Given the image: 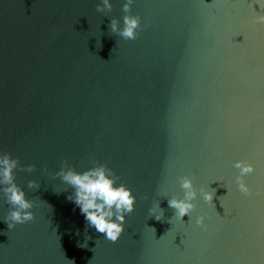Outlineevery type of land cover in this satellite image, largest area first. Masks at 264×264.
Returning <instances> with one entry per match:
<instances>
[{"label": "water", "instance_id": "95a60500", "mask_svg": "<svg viewBox=\"0 0 264 264\" xmlns=\"http://www.w3.org/2000/svg\"><path fill=\"white\" fill-rule=\"evenodd\" d=\"M101 2L0 0V151L18 158L14 182L34 212L10 229L0 185V264H264V9L133 0L141 26L129 40L109 28L125 0ZM236 159L255 166L250 194ZM65 161L106 163L136 195L116 242L67 199L52 175ZM181 175L216 193L171 221ZM157 202L161 220L148 211Z\"/></svg>", "mask_w": 264, "mask_h": 264}, {"label": "clouds", "instance_id": "9594fccd", "mask_svg": "<svg viewBox=\"0 0 264 264\" xmlns=\"http://www.w3.org/2000/svg\"><path fill=\"white\" fill-rule=\"evenodd\" d=\"M255 3L264 9V0H255ZM132 4L133 0H125L122 4L125 13L122 25L120 20L114 17L109 26L111 33L129 40L136 38L137 29L141 26L140 16L130 12ZM111 8L112 0H102L96 10L110 11ZM254 22L264 25V12L257 13L254 16ZM18 163V158L8 152L0 151V185H3L2 192L6 201L12 206L3 219L10 229L18 223L31 221L34 218L33 201L14 182L13 173ZM34 167L33 164L26 166L28 171H32ZM233 167L239 170L235 176L239 191L246 195L250 194L252 189L245 177L254 170V164L246 159H236L233 162ZM52 175L59 176L67 185L71 186L72 192L67 196V199L79 208L89 227L103 233L106 239H118L124 231L127 214L134 209L137 197L127 184L117 182L113 170L106 163L96 162L94 166L81 171L68 165L65 161ZM177 181L183 194L173 195L167 201L168 207L174 209L171 221L173 219L182 220L186 214L189 216V213L196 207L197 196H201L205 202L212 203L216 193L214 188L211 190H208V186L197 188L190 175L178 176ZM28 186H37V181L30 180ZM148 211L156 220H161L163 210L159 208L158 202L154 203ZM195 224L207 228L205 214L197 216ZM152 229L155 231L154 228ZM79 246H86V243ZM70 261L71 264H74L73 260Z\"/></svg>", "mask_w": 264, "mask_h": 264}, {"label": "snow or ice", "instance_id": "6c2138e0", "mask_svg": "<svg viewBox=\"0 0 264 264\" xmlns=\"http://www.w3.org/2000/svg\"><path fill=\"white\" fill-rule=\"evenodd\" d=\"M110 241H112V242H116V241H117V239H116V240H110Z\"/></svg>", "mask_w": 264, "mask_h": 264}]
</instances>
